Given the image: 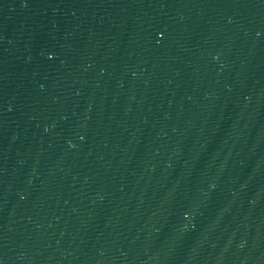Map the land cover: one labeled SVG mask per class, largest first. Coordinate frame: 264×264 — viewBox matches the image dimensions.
Masks as SVG:
<instances>
[{
  "label": "water",
  "instance_id": "95a60500",
  "mask_svg": "<svg viewBox=\"0 0 264 264\" xmlns=\"http://www.w3.org/2000/svg\"><path fill=\"white\" fill-rule=\"evenodd\" d=\"M0 264H264V0H0Z\"/></svg>",
  "mask_w": 264,
  "mask_h": 264
}]
</instances>
